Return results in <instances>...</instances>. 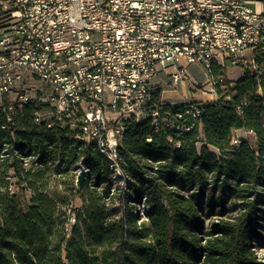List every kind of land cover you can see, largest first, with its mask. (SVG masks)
<instances>
[{
	"label": "trees",
	"instance_id": "16d2710c",
	"mask_svg": "<svg viewBox=\"0 0 264 264\" xmlns=\"http://www.w3.org/2000/svg\"><path fill=\"white\" fill-rule=\"evenodd\" d=\"M211 75L224 77L218 90L230 97L172 103L153 87L158 124L123 119L117 164L68 125L36 121L46 103L10 110L5 98L0 264H264L255 248L264 220V75L245 70L232 81L221 66ZM12 185L30 191L26 204Z\"/></svg>",
	"mask_w": 264,
	"mask_h": 264
},
{
	"label": "built area",
	"instance_id": "2783aa9c",
	"mask_svg": "<svg viewBox=\"0 0 264 264\" xmlns=\"http://www.w3.org/2000/svg\"><path fill=\"white\" fill-rule=\"evenodd\" d=\"M256 2L264 7V0H0V105L37 100L40 82L47 108L35 120L68 125L117 164L123 119L158 124L149 102L169 65L173 83L190 64L203 66L215 99L230 96L219 93L225 81L211 75L214 66L232 61L264 75V9Z\"/></svg>",
	"mask_w": 264,
	"mask_h": 264
},
{
	"label": "rangeland",
	"instance_id": "374dc122",
	"mask_svg": "<svg viewBox=\"0 0 264 264\" xmlns=\"http://www.w3.org/2000/svg\"><path fill=\"white\" fill-rule=\"evenodd\" d=\"M251 6H253L254 8H256L258 11H262L264 9L263 5L261 2H256V3H252ZM226 72L228 73V75L233 76V77H239L242 76L244 74V67L236 62H232L229 61L227 63V68H225ZM210 73L200 64L198 63H192L188 66V74L179 82L177 83H173L172 78L167 75V74H163V78L160 81V83H158V86L162 89V90H166L164 91L165 96H170L169 94H173L174 96L177 95L178 93H181L184 95V93L186 94L185 97H187L186 99L183 100H178L176 102L181 103V102H188L190 100H192L193 98L191 97L192 94H196L199 95L201 93V91H207L210 89L211 87V83H210ZM194 79L196 80V82H194ZM184 84V87H182V83ZM36 87H42L43 88V92L41 93V96H37V100L40 98H45L47 100L48 98V91L45 88V86L43 84H41L40 82H36L35 83ZM211 93V92H209ZM174 97H172V99L170 100H176L173 99ZM192 98V99H191ZM194 98H196V95L194 96ZM264 118V116H263ZM29 161V160H28ZM15 181V180H14ZM11 192H17L20 196L21 201H23L24 204H26L30 198V191L28 189H26L24 192L22 190H19V188L15 185H12V188L10 190ZM77 205H80L81 202L78 199L76 201ZM261 234L262 237L259 238L256 241V251L259 255V257H261V259L264 261V220L262 222V228H261Z\"/></svg>",
	"mask_w": 264,
	"mask_h": 264
},
{
	"label": "crops",
	"instance_id": "0c3cea01",
	"mask_svg": "<svg viewBox=\"0 0 264 264\" xmlns=\"http://www.w3.org/2000/svg\"><path fill=\"white\" fill-rule=\"evenodd\" d=\"M245 54L246 55H249L250 54V51H245ZM229 61H226V63H225V65H224V67H223V69H224V71H225V75H226V77L228 78V79H230V80H232V81H235V80H238V79H240L242 76H239V77H233V76H230V75H228V73L226 72V70H225V68H227V63H228ZM175 69V67L173 66V65H169L165 70H162V71H160L157 75H156V77H155V79H154V82H153V87H156V88H159V89H161L159 86H158V83H160V81L162 80V78H163V74H167V75H169L170 76V73L173 71ZM194 82H196V80L194 79ZM184 82L182 83V87H184ZM161 97L164 99V100H166V101H169V102H173V103H178V102H176V101H180V100H183V99H186L187 97H185V93H184V95L183 94H181V93H178L177 95H173V94H169L170 96H165V94H164V91H166V90H162L161 89ZM196 95V98H194V96ZM172 97H174L173 99H176V100H170V99H172ZM191 97L193 98V99H195V100H199V101H212V100H214L215 99V95L214 94H212V93H209V92H207V91H201V93L199 94V95H197V93L196 94H192L191 95ZM191 98V99H192Z\"/></svg>",
	"mask_w": 264,
	"mask_h": 264
},
{
	"label": "water",
	"instance_id": "95a60500",
	"mask_svg": "<svg viewBox=\"0 0 264 264\" xmlns=\"http://www.w3.org/2000/svg\"><path fill=\"white\" fill-rule=\"evenodd\" d=\"M87 170L82 167L77 175L76 186L78 190H82L85 184Z\"/></svg>",
	"mask_w": 264,
	"mask_h": 264
}]
</instances>
